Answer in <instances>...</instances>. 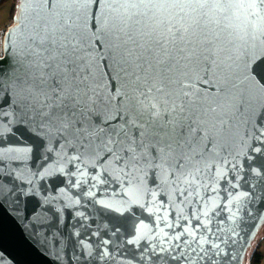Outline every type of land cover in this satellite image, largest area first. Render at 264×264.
I'll return each mask as SVG.
<instances>
[{
	"label": "snow or ice",
	"instance_id": "1",
	"mask_svg": "<svg viewBox=\"0 0 264 264\" xmlns=\"http://www.w3.org/2000/svg\"><path fill=\"white\" fill-rule=\"evenodd\" d=\"M36 2L33 31L15 54L9 36L0 65V121L15 126L7 144L0 133V154L19 150L23 138L27 152L38 142L52 153L32 167L91 164L94 174L110 168L124 177L137 198L162 191L171 231L153 249L156 259L213 264L212 194L241 197L238 211L256 194L252 185L235 191L237 170L264 185V0ZM30 197L0 185V210L58 245L45 231L43 201L27 211ZM44 211L58 223L56 210Z\"/></svg>",
	"mask_w": 264,
	"mask_h": 264
},
{
	"label": "water",
	"instance_id": "2",
	"mask_svg": "<svg viewBox=\"0 0 264 264\" xmlns=\"http://www.w3.org/2000/svg\"><path fill=\"white\" fill-rule=\"evenodd\" d=\"M39 7L36 0H19V13L2 41L0 65L9 56V36H12V54H15L37 24ZM101 69L106 70L103 65ZM9 124L7 117L0 121V133L5 136V144L11 139L10 133L15 131V126L10 129ZM23 143L21 138L19 150L0 154V185L5 187V191L12 184H17L31 192L27 200L28 212L43 201L41 215L47 225L45 231L51 232L59 244L56 245L51 237L46 240L44 232H39V229L33 231L31 221L26 223L20 219L17 223L7 212L0 210L3 264H168L167 260H157L153 251L162 242L164 232L171 231L163 222L164 216L171 218L172 209L160 203L164 196L162 191L157 189L154 197L145 193L137 198L131 190L133 186L125 184L124 177L110 168L107 172L98 168L94 174L91 164H80L73 171L67 163L57 165L55 159H45L32 167L37 156L47 158L52 153L39 149L38 142L30 145L32 151L29 153L23 148ZM43 163H48L47 172L51 174L35 175ZM225 175L230 176L231 173L225 170ZM236 175L235 191H246L252 185L251 191L256 195L237 211V204H242L241 197L230 198L227 202L223 200L222 193L219 196L212 194L210 214H218L211 216L209 227L220 252L213 264H244L248 250L264 224L261 201L264 185L259 183L258 177L249 175L246 168L238 169ZM73 181H79V184ZM215 187L218 191L222 189L223 180ZM225 203L231 211L223 208ZM19 206L21 209L25 207L24 204ZM45 208L58 212V223L55 222V214L45 212ZM49 221L53 223L48 224Z\"/></svg>",
	"mask_w": 264,
	"mask_h": 264
},
{
	"label": "rangeland",
	"instance_id": "3",
	"mask_svg": "<svg viewBox=\"0 0 264 264\" xmlns=\"http://www.w3.org/2000/svg\"><path fill=\"white\" fill-rule=\"evenodd\" d=\"M16 1L17 0H7L6 3L0 7V49L2 47V41L4 39L5 33L7 30H9L12 24V20H13L12 14L14 10V4L16 3ZM252 253H253V249H250L247 253L244 264H249Z\"/></svg>",
	"mask_w": 264,
	"mask_h": 264
},
{
	"label": "trees",
	"instance_id": "4",
	"mask_svg": "<svg viewBox=\"0 0 264 264\" xmlns=\"http://www.w3.org/2000/svg\"><path fill=\"white\" fill-rule=\"evenodd\" d=\"M7 0H0V7L3 6V4L6 3ZM18 1V2H17ZM16 3L14 4V10H13V14H12V17H13V20H12V24L10 27H12L14 25V17L17 15V13H19V0H17ZM264 226V224H263ZM262 226V227H263ZM260 233V232H259ZM258 237H259V234L258 236L256 237V239L253 241L251 247L249 248L250 249H253V253H252V256L250 258V261H249V264H262L263 260H264V255L262 254L260 248L258 247V245L256 244L257 240H258ZM248 250V251H249Z\"/></svg>",
	"mask_w": 264,
	"mask_h": 264
},
{
	"label": "crops",
	"instance_id": "5",
	"mask_svg": "<svg viewBox=\"0 0 264 264\" xmlns=\"http://www.w3.org/2000/svg\"><path fill=\"white\" fill-rule=\"evenodd\" d=\"M259 232L260 233H259V237H258L256 244L258 245L262 254L264 255V226L260 229ZM262 264H264V260H263Z\"/></svg>",
	"mask_w": 264,
	"mask_h": 264
}]
</instances>
